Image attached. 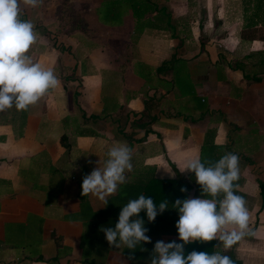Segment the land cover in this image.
I'll use <instances>...</instances> for the list:
<instances>
[{"label":"crops","instance_id":"1","mask_svg":"<svg viewBox=\"0 0 264 264\" xmlns=\"http://www.w3.org/2000/svg\"><path fill=\"white\" fill-rule=\"evenodd\" d=\"M104 1L42 0L23 10L38 33L29 54L60 85L27 111L0 113V264H151L157 241L182 243L171 205L206 198L195 174L180 169L227 152L239 156L237 194L256 235L227 251L214 240L212 252L264 264L260 0H153L162 22L149 25L148 17L138 29L130 10L117 23L100 19ZM251 16L257 28L245 39ZM121 141L134 150L128 183L108 205L84 197V176ZM151 187L159 203L172 192L154 222L141 217L151 243L110 246L101 227H114L122 207Z\"/></svg>","mask_w":264,"mask_h":264},{"label":"clouds","instance_id":"2","mask_svg":"<svg viewBox=\"0 0 264 264\" xmlns=\"http://www.w3.org/2000/svg\"><path fill=\"white\" fill-rule=\"evenodd\" d=\"M42 0H0V113L15 107L27 111L60 85L51 68L35 62L29 54L38 40L31 20L22 18L24 8H38ZM134 150L126 142L115 143L107 152V159L83 178L82 195L94 197L108 205V197L115 195L128 183L127 173L134 169ZM195 174L203 197L176 199L171 205L178 210L176 223L182 243L157 241L151 264H233L220 251L197 252L185 255V246L194 242L220 241L216 248L227 251L246 235H256L250 227L247 201L237 192L240 188L239 156L225 153L218 161H203L199 156L187 161L181 173ZM174 176V175H173ZM187 192V188H181ZM169 208L165 199L157 205L143 194L122 207L114 227H101L110 246L135 251L138 246L151 243L141 212L149 222Z\"/></svg>","mask_w":264,"mask_h":264},{"label":"trees","instance_id":"3","mask_svg":"<svg viewBox=\"0 0 264 264\" xmlns=\"http://www.w3.org/2000/svg\"><path fill=\"white\" fill-rule=\"evenodd\" d=\"M264 0H260V3H256V7H254V12L257 10L262 9L264 12V3L262 2ZM130 10L132 12V16L135 19V24H136V29L140 28L139 25L146 21V18H152L151 21L149 22V25H157L162 22V16L161 14L163 13V9H160L158 7V4L156 1L153 0H107L104 1L100 8L98 9V14L99 18L104 20V21H114V22H119L121 20L120 15L124 11ZM253 12V13H254ZM148 14V15H147ZM257 15V14H256ZM64 19V18H63ZM252 16L249 19L250 21L244 24L242 27V38L245 39H253L254 35H252L251 30L257 28L256 22L252 20ZM76 20V26H80L82 20L80 18L75 19ZM65 23L70 24L72 19H64ZM147 23V21H146ZM264 24V20H263ZM143 25V24H142ZM162 67L160 66L157 70L162 71ZM162 182V181H161ZM145 192L143 195L151 197L156 204L159 203V195L155 192V189L153 187L151 188H144ZM165 199L169 202L172 199V192L168 190L167 195H165ZM164 199V200H165ZM141 217L146 216V212H141L140 214ZM213 245L214 241L211 242H194L191 244H188L185 246V255L191 253L192 251H197V252H208L212 253L213 251ZM233 264H241L240 261H237L235 259H232Z\"/></svg>","mask_w":264,"mask_h":264}]
</instances>
